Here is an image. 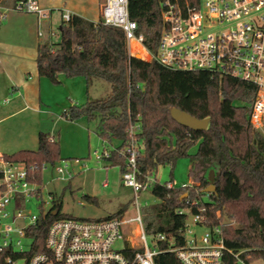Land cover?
Wrapping results in <instances>:
<instances>
[{"label": "trees", "instance_id": "16d2710c", "mask_svg": "<svg viewBox=\"0 0 264 264\" xmlns=\"http://www.w3.org/2000/svg\"><path fill=\"white\" fill-rule=\"evenodd\" d=\"M199 1L180 0L191 5ZM160 2L130 0L129 4V13L153 52L158 49L163 30ZM59 32L60 41L38 44L39 75L54 84L58 83L59 74L68 78L82 76L88 89L98 80L110 84L107 96L74 104L64 116L71 121L99 119L97 134L105 142L118 141L110 149L113 165H119L122 173L125 171L126 156L120 151L131 137L128 129L133 122L140 125L135 136L141 179L149 172L156 173L162 164L173 167L184 156L197 169L205 170L198 186H167L173 179L153 184L151 191L158 201L143 210L146 232H177L185 223V214H179L178 209L185 205L184 198H189L207 207L208 224L221 225L229 249L244 250L243 258L248 263L264 260V138L250 122L257 86L232 76L203 70H172L156 61L131 57L125 33L105 25L101 17L88 20L75 14L69 23H61ZM172 107L200 119L209 118L208 127L194 131L178 124L170 114ZM38 137L36 150L23 149L4 156L33 167V179L41 188L42 164L55 163L61 153L59 140L48 132L40 131ZM212 169L215 191L206 192L210 186L207 173ZM185 193L187 197H182ZM206 194L208 200H204ZM52 199V208L32 230L37 241L33 252L45 249V234L52 222L73 218L61 212L62 206L55 202V196ZM125 212L121 208L105 218L119 217ZM4 256H0V262ZM156 263L179 264L172 253L156 257ZM224 264H235V258L226 254Z\"/></svg>", "mask_w": 264, "mask_h": 264}, {"label": "built area", "instance_id": "2783aa9c", "mask_svg": "<svg viewBox=\"0 0 264 264\" xmlns=\"http://www.w3.org/2000/svg\"><path fill=\"white\" fill-rule=\"evenodd\" d=\"M129 4L130 0H103L100 14L105 25L125 33L131 57L156 61L172 70H203L255 84L250 122L264 138V0H200L196 5L161 0L163 30L156 52L146 46L144 33L139 32L137 21L129 13ZM0 11L1 21L8 11L34 15L40 37L47 32L50 39L56 35L52 9L43 6L41 0H12ZM60 11L61 23L66 24L76 14L65 7ZM128 130L131 137L120 151L126 156L122 181L135 193L134 213L112 218H60L49 226L45 249L38 252L32 251L37 243L32 230L49 210L35 214L24 213L22 208L27 198H40L42 189L33 179V167L0 155V256L6 254L0 264H157L156 257L165 253L175 255L179 264H224L226 254L235 258V264H250L243 258L244 250L233 251L226 246L220 224H208L207 207L199 201L184 198L185 205L178 213L185 214V223L177 232H146L143 208L150 203L146 200L144 206L141 204L140 192L153 187L156 173L140 178L135 136L140 125L131 122ZM94 153L99 161L112 156L105 148L102 154ZM45 166L42 164V169ZM67 168L65 163L56 170L64 174ZM167 186L177 185L168 182ZM39 205L42 207V202ZM147 235L153 238V247Z\"/></svg>", "mask_w": 264, "mask_h": 264}, {"label": "rangeland", "instance_id": "374dc122", "mask_svg": "<svg viewBox=\"0 0 264 264\" xmlns=\"http://www.w3.org/2000/svg\"><path fill=\"white\" fill-rule=\"evenodd\" d=\"M102 2L103 0H42L44 6L52 9V29L56 35L50 40L58 42L61 38L59 32L60 8L72 9L75 7L88 19L97 20L101 17ZM95 83L99 88L98 98L107 96L111 90L110 84L102 80ZM98 123L99 119L97 118L87 121L89 131L84 134L77 128L72 129L64 126L62 129L64 138L60 143L61 158L53 164L47 163L42 169L41 197L27 198L28 201L22 208L24 213L40 214L42 209L50 210L53 205L52 196L56 197L55 202L61 204L62 213L76 219L104 218L121 208L126 209L127 215L134 213L136 209L135 193L131 187L123 185L122 170L119 165H113L108 158H102L99 161L94 153V151H98L99 154H102L104 148L110 150L114 147L113 145L118 143L116 140L110 143L105 142L97 134ZM62 125L63 122L55 123L56 136H58L57 132L61 130ZM191 150L192 153L196 151L195 148ZM65 163L68 164V168L65 169L64 174L59 173L56 169ZM193 165L194 162L189 157H180L173 167L169 163L158 166L154 177L160 183L173 179L178 187L182 185L198 186L200 177L205 170L197 169L196 164L194 167ZM209 172L210 170L207 176ZM140 194V202L143 206L146 200L150 203L149 205L158 201L151 189L140 192ZM87 196L95 197L94 201L88 200ZM204 200H208L207 194L204 196ZM41 202L42 207L39 205ZM187 220L192 227L191 217ZM147 238L149 245L153 247V238L150 235H147ZM17 264H23V262L19 261ZM250 264H264V260H254Z\"/></svg>", "mask_w": 264, "mask_h": 264}, {"label": "crops", "instance_id": "0c3cea01", "mask_svg": "<svg viewBox=\"0 0 264 264\" xmlns=\"http://www.w3.org/2000/svg\"><path fill=\"white\" fill-rule=\"evenodd\" d=\"M11 4L12 0H0V7ZM76 9L70 10L88 19ZM4 16L0 25V155L36 150L40 131L48 132L53 139L59 136L60 143L64 126L77 128L82 134L88 132L85 118L71 121L64 112L87 98H98L96 83L88 89L82 76L68 78L59 74L56 84L40 76L37 48L39 43L50 40L48 32L44 37L38 35L34 15L8 11ZM57 122H63L58 136L54 128Z\"/></svg>", "mask_w": 264, "mask_h": 264}, {"label": "water", "instance_id": "95a60500", "mask_svg": "<svg viewBox=\"0 0 264 264\" xmlns=\"http://www.w3.org/2000/svg\"><path fill=\"white\" fill-rule=\"evenodd\" d=\"M170 114L178 124L180 123L181 125H184L194 131L205 130L210 122L209 118L200 119L176 107L171 108ZM214 180H215V169H212L210 170L208 175V182L210 186L206 188V192L215 191L216 186L213 184ZM182 197H187V193H185Z\"/></svg>", "mask_w": 264, "mask_h": 264}]
</instances>
